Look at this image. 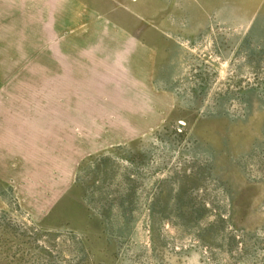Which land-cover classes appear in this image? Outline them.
<instances>
[{
  "label": "rangeland",
  "instance_id": "374dc122",
  "mask_svg": "<svg viewBox=\"0 0 264 264\" xmlns=\"http://www.w3.org/2000/svg\"><path fill=\"white\" fill-rule=\"evenodd\" d=\"M80 1L175 66L174 107L106 128L48 216L2 185L0 264H264V0Z\"/></svg>",
  "mask_w": 264,
  "mask_h": 264
},
{
  "label": "crops",
  "instance_id": "0c3cea01",
  "mask_svg": "<svg viewBox=\"0 0 264 264\" xmlns=\"http://www.w3.org/2000/svg\"><path fill=\"white\" fill-rule=\"evenodd\" d=\"M80 5L0 0V17L8 16L7 25L0 19V31H8L0 43V66L7 65V71L0 67V192L2 185L14 186L24 208L36 195L39 218L74 186L82 161L112 147L106 128L142 129L174 107L167 87H173L175 66L157 62L154 47ZM129 113L144 123H129ZM33 175L48 176L50 185L45 181L41 189L43 182L33 184Z\"/></svg>",
  "mask_w": 264,
  "mask_h": 264
}]
</instances>
